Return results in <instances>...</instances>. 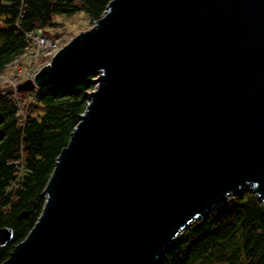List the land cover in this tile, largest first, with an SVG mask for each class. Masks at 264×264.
<instances>
[{
  "label": "water",
  "instance_id": "obj_1",
  "mask_svg": "<svg viewBox=\"0 0 264 264\" xmlns=\"http://www.w3.org/2000/svg\"><path fill=\"white\" fill-rule=\"evenodd\" d=\"M87 74L42 212L0 264H156L229 196L264 203V0H111L20 90Z\"/></svg>",
  "mask_w": 264,
  "mask_h": 264
},
{
  "label": "trees",
  "instance_id": "obj_2",
  "mask_svg": "<svg viewBox=\"0 0 264 264\" xmlns=\"http://www.w3.org/2000/svg\"><path fill=\"white\" fill-rule=\"evenodd\" d=\"M110 1L0 0V73L25 51L26 31L52 28L56 15L81 11L95 23ZM49 59L44 56L41 61ZM93 77L87 74L19 91L25 116L12 87L0 88V227L14 233L13 240L0 247V263L40 216L43 190L86 109L88 92L95 87ZM156 264H264V203L248 191L218 205L208 218L185 229Z\"/></svg>",
  "mask_w": 264,
  "mask_h": 264
},
{
  "label": "built area",
  "instance_id": "obj_3",
  "mask_svg": "<svg viewBox=\"0 0 264 264\" xmlns=\"http://www.w3.org/2000/svg\"><path fill=\"white\" fill-rule=\"evenodd\" d=\"M47 31L48 29L45 28H38L37 30L26 31L25 36L28 41V44L25 48V51L7 65L10 66L12 63H18V65H16L18 66V69L15 73L16 76L11 79L6 77L7 80H3V76H1V74L5 75V71L1 72L0 74V87L6 88L4 87V84L6 82H9V87H12L18 105H20V102L17 99V89L19 88L21 83L26 80L33 79L36 76L37 72L40 70V68L44 64L48 63L51 57L59 49L57 39L58 37L49 36L47 34ZM44 56L50 57V59L42 65L40 64V61L41 58ZM24 61L27 62V64L22 65ZM22 115H25V113Z\"/></svg>",
  "mask_w": 264,
  "mask_h": 264
},
{
  "label": "rangeland",
  "instance_id": "obj_4",
  "mask_svg": "<svg viewBox=\"0 0 264 264\" xmlns=\"http://www.w3.org/2000/svg\"><path fill=\"white\" fill-rule=\"evenodd\" d=\"M54 20L57 23V25L52 27V28H49L48 31H50L51 35L53 33H55V32H57V34H59V36H56V37H58L57 39H58L59 49L62 46H64L66 43H68L75 35H77L81 31H84V30L92 27L93 24H94V23H92L91 19L87 16V14L85 12H82V11L79 12V13H76V14H74L72 16L56 15L54 17ZM47 61H40L41 62L40 64L43 65ZM25 64H27V62L24 61L22 63V65H25ZM16 65H18V63H12L10 66H7V68H5V70H4L5 71L4 72L5 75L0 73L1 76H3L2 77L3 80H7L6 77L11 79V78L16 76L15 73H16V71L18 69V66H16ZM95 78H96V75H94L93 80ZM8 86H10V84H9V82H6L4 84V87H8ZM19 91H22V90H20V86L17 89V94L19 93ZM18 106L20 107V114H24L25 113V107L23 105V102H22V105H18ZM248 191H249V189L244 190L243 194L245 192H248ZM237 195H241V194L238 193L236 195H231V196H229L227 201L230 200L231 198L236 197ZM221 204H224V203H221ZM195 222L196 221H194L193 223H195Z\"/></svg>",
  "mask_w": 264,
  "mask_h": 264
}]
</instances>
